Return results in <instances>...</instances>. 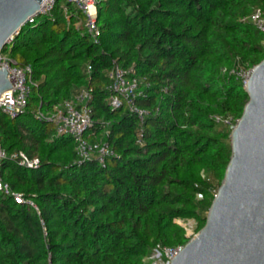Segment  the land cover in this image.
Wrapping results in <instances>:
<instances>
[{"label": "trees", "instance_id": "16d2710c", "mask_svg": "<svg viewBox=\"0 0 264 264\" xmlns=\"http://www.w3.org/2000/svg\"><path fill=\"white\" fill-rule=\"evenodd\" d=\"M254 8L264 13V0H100L94 40L76 27L83 16L58 1L13 35L3 52L30 66L36 85L23 115L0 113V177L38 211L0 192V264H143L157 245L188 242L175 220L204 226L230 156V131L213 117L238 119L247 102L220 69L264 56V35L245 21ZM114 64L150 84L139 105L155 113L143 124L108 104ZM83 88L88 138L114 153L105 167L77 166L71 137L35 118ZM19 152L39 166H20L10 158Z\"/></svg>", "mask_w": 264, "mask_h": 264}, {"label": "water", "instance_id": "95a60500", "mask_svg": "<svg viewBox=\"0 0 264 264\" xmlns=\"http://www.w3.org/2000/svg\"><path fill=\"white\" fill-rule=\"evenodd\" d=\"M43 1L0 0V54ZM8 74L0 68V96L12 88ZM244 92L247 102L229 132L230 156L205 224L170 264H264V56Z\"/></svg>", "mask_w": 264, "mask_h": 264}, {"label": "built area", "instance_id": "2783aa9c", "mask_svg": "<svg viewBox=\"0 0 264 264\" xmlns=\"http://www.w3.org/2000/svg\"><path fill=\"white\" fill-rule=\"evenodd\" d=\"M58 1L70 5L77 13L83 16L82 21L76 25L82 27L92 39L99 37L97 20V5L100 0H44L41 3L40 10L29 21L32 23L34 18L39 15H50ZM66 19H69L66 8H63ZM257 31L264 35V13L259 8H254L245 19ZM13 36L8 40L7 45L11 43ZM0 68L5 69L8 74V80L11 89L0 96V113L9 119H16L23 115L31 93V88L36 85L32 79V69L30 66H20L10 56L9 50L0 54ZM253 67H247L237 58L229 68H221L220 73L233 77L244 90L246 81L251 75ZM90 73V67L87 69ZM108 84L106 91L111 93L108 104L113 109H119L125 106L130 113L134 114L139 123L143 124L147 118L154 115V111L141 107L139 102L146 98V90L150 87L145 78L136 75L135 70L131 68L124 69L117 64L106 72ZM91 99L90 90L83 88L72 99L55 105L49 111H37L35 118L38 122L52 123L55 126L56 136H69L74 144L76 155L75 164L82 165L84 162L96 161L102 167H105L107 158L114 156L110 146L105 141H90L88 132L92 127L91 111L87 104ZM158 111V110H157ZM215 124L222 125L231 131L236 125L238 119L230 115L213 117ZM6 158V154L0 145V164ZM17 160L20 166L28 169H36L39 166V159L34 157L29 159L25 154L19 152L10 156ZM0 192L10 196L16 204H26L38 211L32 200L26 199L23 193H17L10 190L0 177ZM200 197V196H198ZM182 249L181 246L175 248L162 247L157 245L155 252L160 257L162 264H170V261Z\"/></svg>", "mask_w": 264, "mask_h": 264}, {"label": "rangeland", "instance_id": "374dc122", "mask_svg": "<svg viewBox=\"0 0 264 264\" xmlns=\"http://www.w3.org/2000/svg\"><path fill=\"white\" fill-rule=\"evenodd\" d=\"M78 28V25H76ZM227 140L229 142V135L227 137ZM197 199H200V197H197ZM176 224L182 226V228L185 230V237L188 239H192L203 227V219L198 221L194 219H187V220H175ZM170 248V247H168ZM143 264H162V261L160 260V257L157 256L155 252V247L151 249L150 254L145 256L143 258Z\"/></svg>", "mask_w": 264, "mask_h": 264}]
</instances>
